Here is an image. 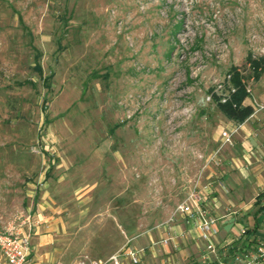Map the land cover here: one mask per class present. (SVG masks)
<instances>
[{
    "label": "rangeland",
    "instance_id": "obj_1",
    "mask_svg": "<svg viewBox=\"0 0 264 264\" xmlns=\"http://www.w3.org/2000/svg\"><path fill=\"white\" fill-rule=\"evenodd\" d=\"M234 82L253 109L237 124L216 105ZM263 91L264 0H0V229L29 213L27 263L45 235L53 264L114 229L145 250L194 184L245 223L264 190ZM178 240L199 261L202 241Z\"/></svg>",
    "mask_w": 264,
    "mask_h": 264
},
{
    "label": "built area",
    "instance_id": "obj_2",
    "mask_svg": "<svg viewBox=\"0 0 264 264\" xmlns=\"http://www.w3.org/2000/svg\"><path fill=\"white\" fill-rule=\"evenodd\" d=\"M226 78L229 79V75ZM222 88L223 84L217 83L216 89L220 91ZM234 90L232 87L226 94L221 93L220 102L228 101ZM206 97L209 98V96ZM220 136L227 141L230 132L221 130ZM207 200L205 187L194 184L183 199L175 205L174 212L166 221L167 223L172 221L176 215L186 225L197 231V238L203 243L199 264H264V210L257 216V227L253 232L246 234V230L252 225L241 223L237 232V240L234 243L221 244L216 239L217 216L212 215V208L207 206ZM254 206V203H251L248 210ZM237 212L231 209L227 211V214L234 215ZM30 219L28 212H21L16 216L18 221L14 219L0 229V264H27L31 250V238L34 235L33 223ZM168 239L169 237L162 238L161 242L165 244ZM122 257H126L131 264L139 262L138 250L124 245L103 259L85 256L73 264H120Z\"/></svg>",
    "mask_w": 264,
    "mask_h": 264
},
{
    "label": "crops",
    "instance_id": "obj_3",
    "mask_svg": "<svg viewBox=\"0 0 264 264\" xmlns=\"http://www.w3.org/2000/svg\"><path fill=\"white\" fill-rule=\"evenodd\" d=\"M258 81L260 82V79H258ZM258 96L264 97V91L261 92L260 95ZM243 104H245L244 100H243ZM212 202H214L213 204L217 208L220 209L222 207L221 203H223V201H221V199L212 200ZM237 202L243 203L241 201H237ZM239 212L243 214V211L238 210L237 213ZM101 217L105 219L104 222H108L109 218L107 216L104 217L103 215H101ZM176 221L175 222L172 221L170 223L169 222L164 223V220H163L159 223L160 225L162 223L164 224L162 226V230H164L165 227L170 229V233L172 235L171 237H169V240L171 241L168 242V245H164L161 242V239L164 238L165 234L159 232L157 240H152L150 237L148 238L149 242L146 245L145 250L143 247L135 248L136 250H138V254H139V262L137 264H183L182 256L184 255V251H182V249L180 248L181 247L180 245L179 246L177 245V243L182 240L177 241V236L179 237L185 233H188L190 234L191 237H194V236H197V231L194 228H190L189 225H186L184 222L178 223ZM241 223L244 224L242 220L240 218H236L235 215L219 213V215L217 216V226H218V234L216 236L217 241L221 244L231 243V242L234 243L237 240V232H238L239 225H241ZM58 225H57V228H58ZM114 230L110 232V235L108 238L104 237L101 241H99L98 239H94L92 235L89 236L90 234H87L85 237V244L87 247L81 249V251L83 253H86V255L89 256V258L103 259L109 254L122 248L123 246L120 247L122 243V239L117 235L116 229ZM111 236H113L112 244H111ZM49 242L50 241L46 235L39 237L36 245L40 250H43L45 252H41L38 257L33 256L31 258V261L27 264H53L56 259L54 258L51 260L50 256L47 258V255H48L47 251L44 250L50 246ZM51 248L54 249L55 247H51ZM31 253H32V244H31V250H30L28 258L30 257ZM145 256H148V259L145 258ZM177 256H181V257H177ZM75 261L68 262V263L73 264ZM68 263H65V264H68ZM120 264H131V263L126 257H122ZM191 264H199V261L192 262Z\"/></svg>",
    "mask_w": 264,
    "mask_h": 264
},
{
    "label": "trees",
    "instance_id": "obj_4",
    "mask_svg": "<svg viewBox=\"0 0 264 264\" xmlns=\"http://www.w3.org/2000/svg\"><path fill=\"white\" fill-rule=\"evenodd\" d=\"M255 65L256 62L252 61ZM236 81L232 78V82ZM235 83V82H234ZM237 83V82H236ZM235 90L231 93L228 101L220 102V98L217 97L216 105L218 110L229 120H232L236 123L243 122L247 117H249L253 111L252 106L249 104H243V99L248 96L244 86L241 83H237ZM256 199L254 200V208L249 211L250 218L244 224L252 225V227L246 230V234H250L257 227V216L259 213L264 210V192L261 191L256 195ZM263 203V204H260ZM214 264V263H213Z\"/></svg>",
    "mask_w": 264,
    "mask_h": 264
}]
</instances>
